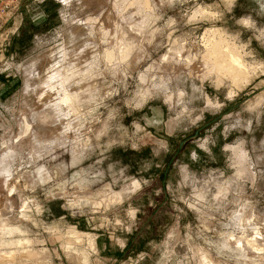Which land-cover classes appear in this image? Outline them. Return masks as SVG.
Masks as SVG:
<instances>
[{"label":"rangeland","instance_id":"374dc122","mask_svg":"<svg viewBox=\"0 0 264 264\" xmlns=\"http://www.w3.org/2000/svg\"><path fill=\"white\" fill-rule=\"evenodd\" d=\"M0 264H264V0L0 10Z\"/></svg>","mask_w":264,"mask_h":264},{"label":"bare ground","instance_id":"6f19581e","mask_svg":"<svg viewBox=\"0 0 264 264\" xmlns=\"http://www.w3.org/2000/svg\"><path fill=\"white\" fill-rule=\"evenodd\" d=\"M219 45H215V47L213 48V52H216L218 55H221L220 57L217 56L216 53H213L214 55H216L215 59H216V63H215V66L217 68L218 71H222V72H230L234 75H236V77L239 75L240 73V70L243 69V63L240 59H237L236 56L234 55V53L232 51H228V59H223L224 55H222V51H218L217 48H218ZM222 57V58H221ZM223 59V60H222ZM225 61H232L233 62V65L235 66H231V67H228L227 63L224 62Z\"/></svg>","mask_w":264,"mask_h":264},{"label":"built area","instance_id":"2783aa9c","mask_svg":"<svg viewBox=\"0 0 264 264\" xmlns=\"http://www.w3.org/2000/svg\"><path fill=\"white\" fill-rule=\"evenodd\" d=\"M22 0H0V10L5 12L11 9L12 5L15 4V8H19Z\"/></svg>","mask_w":264,"mask_h":264}]
</instances>
